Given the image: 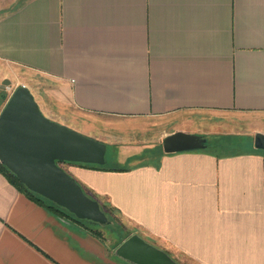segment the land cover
<instances>
[{"label":"crops","instance_id":"obj_1","mask_svg":"<svg viewBox=\"0 0 264 264\" xmlns=\"http://www.w3.org/2000/svg\"><path fill=\"white\" fill-rule=\"evenodd\" d=\"M3 8L1 77L11 89L26 73L47 78L55 107L46 116L63 118L57 106L65 103L91 116L112 147L125 120L160 128L146 161L119 166L104 154L103 164L62 166L118 212L122 238L93 234L0 171V264H136L116 253L132 234L178 264H264V149L254 134L245 150H210L203 126L242 117L264 134V0H22ZM174 132L199 135L204 146L167 153L162 139Z\"/></svg>","mask_w":264,"mask_h":264},{"label":"water","instance_id":"obj_2","mask_svg":"<svg viewBox=\"0 0 264 264\" xmlns=\"http://www.w3.org/2000/svg\"><path fill=\"white\" fill-rule=\"evenodd\" d=\"M254 145L264 149V134H255ZM203 146L204 139L195 134L174 132L162 139L167 153ZM105 150L104 143L45 116L24 86L11 92L0 111V162L27 189L67 209L78 220L108 222L98 201L88 196L59 162L103 164ZM116 253L136 264H178L137 234L124 239Z\"/></svg>","mask_w":264,"mask_h":264},{"label":"rangeland","instance_id":"obj_3","mask_svg":"<svg viewBox=\"0 0 264 264\" xmlns=\"http://www.w3.org/2000/svg\"><path fill=\"white\" fill-rule=\"evenodd\" d=\"M21 2L22 0H0V9L4 7V10L7 7L9 8L10 6L20 4ZM1 74L2 72L0 65V103L2 102V99H7L16 87L24 86L32 93L35 101L39 106V109L44 115L46 114V112H49V109L51 107H55L52 100L50 99V87L47 78H44L37 73H26L24 77H22V79H19L20 83H17L15 87H12V89L10 88L9 90L6 86H11L10 80L8 78L2 79ZM4 80H8L9 83H3ZM57 107L59 108V112L63 114L64 117L62 118L60 115L56 116V113L54 112V114H51V117L47 115L49 119L64 124L69 128L75 129L78 132L86 136L95 138L99 141L105 143L113 142L112 140L114 139H112L111 137L103 136L97 128H94L95 124L93 126L90 124L91 122H89V120L92 118L89 117L91 116L79 110L73 109L70 106H67L65 103H63V106ZM232 120L233 122L231 120H222L217 124L205 123L203 125L204 128L208 130L206 137L210 143V150L219 153L236 152L245 150L247 144L250 145L249 143H247V141L249 140V138H252L254 134H256V131L254 130L257 125L255 123H241L251 121L250 119L243 120L242 117L235 119L233 118ZM77 121L79 122V124L76 123ZM81 123L82 125H80ZM139 128H147V130L141 131L142 129ZM159 128H152V130L149 131V125L144 121L138 122L125 120L120 124H116L115 129L117 130H113V132H115L117 136H120V138L116 139V144H118L119 147H112V145L107 143L108 145L105 153L107 163H114L116 156L118 157L117 163L119 164V166L128 167L130 166V164L137 161H144L145 154L149 151L146 150L149 148V138H154L158 134L157 130ZM214 141H216V144H214ZM141 154H143L144 156L143 159H141L140 157ZM63 164H65V162H59V165L61 167L64 166ZM98 203L101 211H103L105 216L107 217L108 222L105 224H100L85 219H79L83 222L82 224L84 226H88L91 229L98 230L99 232H101V234H105L108 236L115 235L121 238L125 236L127 234V230L125 229V224L123 223L122 218L118 214V212L115 211V209H113L112 207L104 204L103 202L98 201ZM181 259L183 260V258Z\"/></svg>","mask_w":264,"mask_h":264},{"label":"trees","instance_id":"obj_4","mask_svg":"<svg viewBox=\"0 0 264 264\" xmlns=\"http://www.w3.org/2000/svg\"><path fill=\"white\" fill-rule=\"evenodd\" d=\"M99 168H105L104 166H99ZM0 171L2 173H4L6 175V177L8 178V180L19 190L23 191L30 199H32L33 201L46 205L49 209L53 210L54 212H56L59 215H63V216H67L69 218H71L72 220H74L77 223L82 224L83 222L76 219L74 217L73 214H71L70 212H68L66 209L54 204L53 202L45 199L44 197H42L41 195L28 190L24 184L18 179V177L12 173L8 168H6L1 162H0ZM83 225V224H82ZM89 230L95 234L100 236L101 232H99L98 230L95 229H91L89 228ZM127 235V234H126Z\"/></svg>","mask_w":264,"mask_h":264},{"label":"built area","instance_id":"obj_5","mask_svg":"<svg viewBox=\"0 0 264 264\" xmlns=\"http://www.w3.org/2000/svg\"><path fill=\"white\" fill-rule=\"evenodd\" d=\"M9 90H10V87L9 86H6Z\"/></svg>","mask_w":264,"mask_h":264}]
</instances>
